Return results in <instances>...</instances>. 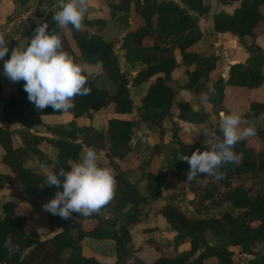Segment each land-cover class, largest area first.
I'll return each mask as SVG.
<instances>
[{"label":"trees","instance_id":"trees-1","mask_svg":"<svg viewBox=\"0 0 264 264\" xmlns=\"http://www.w3.org/2000/svg\"><path fill=\"white\" fill-rule=\"evenodd\" d=\"M179 1L182 5L174 0H106L108 8L123 13L131 10L139 19L136 25L124 21V32L119 44L125 60L144 63L132 76L119 68L114 42L87 30L86 25L96 20L85 17L80 31L71 25L66 30L49 25L48 31L61 37L64 51L76 62L96 65L98 61L101 62V71L111 82L108 91L87 79L86 86L91 89L90 94L77 95L74 98L75 107L67 112L53 111L50 106L36 109L27 98L23 80L16 83V93L9 92L3 96L0 87V122H20L24 127L18 134L20 143H17L11 131L0 126V161L8 169L7 172H0V188L7 185L8 194L13 197L0 204V264H237L232 245H237L242 253L252 254L241 264H264V252L256 251L258 245L264 248V102L255 99L248 100L247 109L241 112V116L247 127L252 118L260 115L262 124L254 127L256 134L252 136L259 142L249 143V137L236 144L234 151L242 153L243 158L239 163L221 166L220 171L225 173L222 180L198 175L199 180L191 187L192 196L186 200L190 213L170 202L156 206L154 212L163 216L165 228L172 232L168 242L161 243L152 237L146 238L137 247L130 242L131 227L146 213L140 208L141 204L147 199L159 197L160 185L166 178L163 170L152 168L153 157L157 156V144H153L151 152L147 154L140 178L130 180L118 168L113 158L120 159L132 151L131 137L135 127L141 122L161 129L177 87L200 95L208 92L209 84L214 85L216 95L210 96L206 103L207 109L200 102L196 108L185 100L178 104V118L198 123L205 121L209 112L224 110L227 114L222 103L227 86L255 89L263 84L261 67L251 64L248 55L261 49L254 40L253 28L264 19L260 9L264 0H239L231 12L218 11L212 14V29L235 35L238 44L247 53L242 60H233L228 64L225 79L213 56L199 55L190 49L202 31L197 16L190 14L188 9L196 11L198 15H206L208 2ZM7 47L9 53L4 59L10 58L13 48H18L15 40H9ZM173 48L179 50L180 62L187 73L186 81L178 86L172 77L174 67L178 66ZM191 63L193 67L187 70V65ZM145 80L148 83L134 107L135 117L107 118L104 130L76 121L88 110L109 105L114 112H130L133 104L129 86ZM43 116H62L65 121L49 126V135L31 132L29 127L41 122ZM77 133H81L79 140H76ZM171 134L175 135L174 130ZM217 139H222L221 132L212 143ZM39 140L55 147L59 171L61 168L70 170L69 160L77 158L82 146L85 149L94 148L97 153L103 151L106 162L99 161V164L112 168L116 180L115 195L110 203L99 213L87 217L72 213L68 220L45 211L39 230L26 229V216L17 209L16 199L25 200L34 206L38 204L39 198H46L48 202L57 190L62 191V187H40L46 173H37L24 165L29 153L40 151L37 147ZM174 140L185 157L197 149L208 150L209 146V143L181 142L176 136ZM173 165L177 170H189L187 162L176 157ZM140 179L144 180L146 194L137 188L136 183ZM225 202L231 205L232 210L223 208L212 212L215 206ZM88 220H91V225L84 227ZM43 226L49 230L47 235L41 230ZM156 227L154 225L143 230L151 231ZM205 231H210L219 241L209 243ZM8 235L12 236L13 244L18 245L19 249L11 256L4 247ZM85 236L112 241L113 257L104 260L84 253L81 242ZM185 241L188 247L181 252L178 245ZM64 251H67L66 256L62 255ZM207 258H211L212 262L205 263Z\"/></svg>","mask_w":264,"mask_h":264},{"label":"clouds","instance_id":"clouds-1","mask_svg":"<svg viewBox=\"0 0 264 264\" xmlns=\"http://www.w3.org/2000/svg\"><path fill=\"white\" fill-rule=\"evenodd\" d=\"M88 4L89 0H59V10L53 12L52 20L59 28L71 25L80 31ZM48 28L47 22L38 24L27 46L13 48L8 59H4L9 53L8 41L0 34V60L4 61L3 73L10 81H24V91L36 109L50 106L53 111L67 112L75 107L77 95L90 94L91 89L86 84L91 74L87 73L86 63L76 62L63 50L61 37L50 33ZM97 68H102L99 61ZM215 95L214 85L209 84L208 92L200 94V103H208L210 96ZM241 123L240 113H221L219 130L222 139L215 143L209 141L208 150L197 149L190 156L181 157L189 165L187 180L200 174L222 180L225 173L220 171L221 166L242 160L243 154L235 152V146L239 141L255 136L256 129L251 125L241 128ZM44 186L62 187V191L57 190L54 197L43 205V210L68 220L72 213L85 217L99 213L114 198L116 180L114 171L100 166L96 150L89 147L78 162L71 164L70 170L61 168L59 173L47 171L40 187ZM4 247L9 256L19 250L11 235L5 238Z\"/></svg>","mask_w":264,"mask_h":264},{"label":"rangeland","instance_id":"rangeland-1","mask_svg":"<svg viewBox=\"0 0 264 264\" xmlns=\"http://www.w3.org/2000/svg\"><path fill=\"white\" fill-rule=\"evenodd\" d=\"M98 5L105 7L107 9L105 12H107V17L110 19L109 23L106 24L103 19L101 23H99V20L97 19L96 21H93L92 24L86 25V28L89 32L97 33L99 34L103 39L105 40H112L115 44V49H116V54H119L120 52V37L124 32V21L130 22V24L136 25L138 24V17H136L132 11L130 10L127 13H123L120 10L117 9H110L108 8L105 3L106 0H96ZM14 7H13V14L16 15L20 20H23L20 22V25L26 27L32 28V30L28 33H30L31 36L34 34V30L36 27V24L33 23V18L40 19L41 22H47L48 25H56L55 22L52 20V15L53 12L59 10L58 9V3L59 0H14ZM94 6V4H93ZM263 9V7H262ZM30 10L29 14L24 15L22 14L23 11ZM87 13V12H86ZM11 16H7L6 20L2 21L0 24H13L9 22V18ZM86 17V14H85ZM30 21V25H29ZM18 29V28H17ZM66 30V28H64ZM109 30V31H107ZM12 32V33H11ZM11 32L7 31L6 36L9 40H11L12 36H14L15 40H19L21 37H26L27 31L26 32H21L19 30L14 29L13 27L11 28ZM11 33V34H10ZM25 39V38H24ZM27 39H25L26 41ZM30 40V39H28ZM25 46V44H24ZM263 48L261 49H256L254 52H251L250 55H248V60L251 64H256L261 67V70L264 75V53L262 52ZM207 53L204 55L211 56L214 54V48H209ZM245 55H247L246 52H244ZM203 55V53H201ZM226 53L224 54H218V56L222 59L225 57ZM251 57L253 60H251ZM127 73V72H126ZM129 76V73H127ZM264 77V76H263ZM88 78H90V75H88ZM17 83V82H16ZM15 83V84H16ZM13 84V82H12ZM98 87H103L107 90L111 89V82L109 79L106 77L105 74H103L101 77L97 78V84ZM10 86V85H9ZM7 86V94H8V89L10 88ZM178 89V88H177ZM264 90V79H263V84L261 87H259V94ZM130 93V92H129ZM137 93L135 90L132 92V95H135ZM246 91H241L238 96V99L236 96L232 99H228V101L225 103V111L226 113H231V112H238L241 114V112H244V110L247 109L248 106V100L249 96L246 95ZM185 97H188L187 94H185ZM236 98V99H235ZM181 98L180 97H173L172 103L176 104L178 107V104L180 103ZM190 102L194 108H196L197 104L200 102V95L194 93L193 98H189L187 100ZM221 113H225L224 110H219L217 113L212 115V117L209 119H206L203 123L204 125H197V126H185L177 124L175 121L171 120L170 115L166 116L163 120V127L165 130L167 129H172L175 135L168 133L167 135V140L166 143H163V134L161 135H155L153 136V139L150 140V145L146 142L144 139L142 141L143 146L141 150L139 149L138 157L141 156L138 159H131L130 163H125L122 164L123 169H120L119 166L118 168L123 171L129 179L134 180L140 178L141 175V168L144 166L145 159L147 157V154L151 152L152 150V145L157 144V154L158 156L153 157L154 163H152V168L153 169H158V170H164V172L169 176V180H173L172 182H166L164 181L162 183L163 185V196L160 198V201H156L159 203H155V200L153 199H147L145 203L141 204V209L146 210V213L142 215L140 218V221L137 222L135 225H133L131 228L132 231V240H131V235H130V242L132 246L137 247L142 241H144L146 238L142 239L143 237H152L155 238L157 241L161 243L168 242L171 238V230H168L165 228V221L163 216L160 214V217H157L153 211L155 210L156 206H159L165 202H170L173 203L180 208L186 210L187 212H191L190 207L187 204V196L189 194L192 196V191L191 187L192 185L198 181V176L194 179L187 180V172L188 171H183V170H177L174 165V157L176 154V142L174 140V136H176L181 142H200V143H209V141H214L215 137L217 134L220 132L219 130V123H220V115ZM260 116V115H259ZM259 116H256V118H252L250 121V125L255 127L256 125L262 124V121ZM84 117H87L85 119ZM43 121H41L40 124H32L31 127H29L32 131L36 133H47L48 135L50 134L49 126L56 122H64L65 119L60 118L59 116L56 118H48V116L42 118ZM84 121H89V123H93L96 127L100 128L99 126L101 125V121L103 120V116L99 112H90L86 113L82 117ZM82 119H78L77 122L78 124L83 123ZM0 125L7 127L11 133L13 140L15 142L20 143L19 140V132L24 128L23 125L18 122V123H2L0 122ZM182 128V132L177 129ZM241 128L246 127L245 121L242 120V123L240 125ZM162 129V127H161ZM161 129H155L159 132H162ZM186 133V134H185ZM160 134V133H159ZM214 134V135H213ZM81 138V133L76 134V140H79ZM259 140L255 137H251L249 139V143H258ZM37 147L39 148V152L35 153H29L28 156L24 160V165L29 167L30 169L34 170L37 173H46L47 171L53 170L54 173H58L59 171V165L56 162L55 159V147L52 146L50 143H47L44 140H39L37 142ZM86 149L84 146H82L79 151H78V156L74 160H69V164L73 162H78L81 157L83 156L84 152ZM99 154V153H98ZM0 157H1V150H0ZM99 160L106 162L104 155H98ZM115 161V160H114ZM116 162V161H115ZM117 163V162H116ZM43 165V167H42ZM118 165V163H117ZM112 169V168H111ZM178 172V177L173 176V171ZM8 169L1 163L0 161V172H5ZM113 170V169H112ZM180 173V174H179ZM177 177V178H176ZM143 187V186H142ZM141 187V190H143ZM5 189L8 188L7 185L4 186ZM145 189V187H143ZM146 192V190H145ZM147 193V192H146ZM1 194V193H0ZM2 197L0 196V200ZM159 200V199H158ZM174 201V202H171ZM47 203L46 198H39L38 199V204L37 205H30L27 203L25 200H21L17 198V209L23 213L26 216V221H25V227L26 229H40V222L43 223L44 219V214L46 213L43 210V205ZM1 204V203H0ZM223 208H227L229 210H232L231 205L229 203L225 202L221 205L215 206L212 209V212H218L222 210ZM1 212V210H0ZM143 216H146L143 217ZM164 221V222H163ZM154 222V223H153ZM152 224H159V227H156V229L152 230L151 232H144L142 228L144 226H149ZM91 225V220H88L87 222L84 223V227L90 226ZM158 226V225H157ZM42 231L43 234L47 235L49 233V230L47 229L46 226H43ZM142 230V231H141ZM148 237V238H149ZM205 237L209 243H217L219 240L218 238L214 237L210 231H205ZM88 239L89 241H87ZM82 244V250L84 253H90L97 257L98 259H110L114 255V250H113V244L112 241H108L105 239H96L92 238L89 236H85L81 242ZM188 247L187 241L181 243L178 245V250L181 252L186 251ZM231 248L234 250V259L237 261V264H241L244 262L246 259L252 257V254H245L240 252L238 249L239 247L237 245H232ZM256 251L264 252V248L260 245L257 246ZM67 251H64L62 253L63 256H66ZM110 257V258H109ZM150 258V257H148ZM212 259L207 258L205 259V263H211Z\"/></svg>","mask_w":264,"mask_h":264},{"label":"crops","instance_id":"crops-1","mask_svg":"<svg viewBox=\"0 0 264 264\" xmlns=\"http://www.w3.org/2000/svg\"><path fill=\"white\" fill-rule=\"evenodd\" d=\"M174 1H176L180 5H182V3L179 0H174ZM206 1L209 4V8L207 10L206 15H198L196 11L188 9L190 14L197 16L198 24H199L200 29L202 31L200 38L190 46V49L194 50L199 55H202L201 53H203V55H204L207 53L206 51L209 48L213 47L214 48V54H212L211 56H213L215 58V61L220 66V73H221L222 77L225 79L227 77L228 64L233 60H237V59L242 60L247 55H245V53H244L245 52L244 47H242L240 44H238V41H237V38L235 35L231 34L228 31L217 32V31L212 29V14L215 12H218V11L231 12L232 9L238 4L239 0H227V1L206 0ZM93 4H94V6H93ZM14 5H15L14 0H0V23H2V21L6 20L7 16H11L8 21L13 23V24H8L6 26H5V24H0V34L4 35L6 41H9V39H10V38L9 39L7 38L6 32L7 31L11 32L12 27L16 30L21 31V32H26L25 27L20 25V22H22L23 20H20L18 17H16L15 14H13ZM262 7H263V9H262ZM260 9L264 15V2L261 5ZM106 10L107 9H105V7L98 5L96 0H89L86 18H91L94 20L103 19L105 21V23L108 24L110 19L107 17V12H105ZM29 12H30V10H26V11H23L22 14L27 15V14H29ZM36 19L37 18H35V17L33 18L34 22ZM103 20H99V23H101ZM39 21H40V23H42L41 18L39 19ZM53 26H57V25H53ZM107 31H109V30H107ZM253 31L255 33V37H254L255 42L260 47H262L263 51H264V19L258 21L256 26L253 28ZM31 37L32 36L30 35V33L27 32V35L24 38L28 40V39H31ZM24 38L21 37L19 40H15L14 36H12L11 40L16 41L18 48H23L24 44L27 41V40L25 41ZM119 50H120V52H118L119 54H116L119 68L121 70H124L125 72L129 73V76H132L139 68H141L144 65V63L139 61V60H132V61L125 60V58L123 57L122 48H120ZM115 52H116V49H115ZM219 53L220 54L226 53V55H225V57H223L221 59L218 56ZM173 56H174L175 61H176L178 66L174 67V69L172 71V77H173L174 81H176L177 86H178V85L183 84L186 81L187 73L184 69V65H182L180 62L179 50L177 48H173ZM86 65H87V73L91 74L90 78H87V79H91L94 81L95 84H97V78L101 77L104 73H102L101 69L97 68L96 64L86 63ZM193 65H194L193 63H191L190 65H187V67H186L187 70H190L193 67ZM3 68H4V61L0 60V87L2 89L3 96L7 95V86H9V85H10L9 86L10 88L8 89V93L9 92L16 93L17 92L16 91V84L14 82L12 84V81H10L4 75ZM147 83H148V81L145 80V81H142L140 83L132 84L129 86V92H130L129 95L132 99V104H133V108L130 112H125V113L114 112L112 110L111 105L99 108L98 110H88L87 113L99 112L103 116V120L101 121V123H100L101 125L99 126L100 128L96 127L93 123H89V121L88 122L84 121L82 119L83 116L78 118V119H82L83 123H85L87 125H91L92 127H94L97 130H104L105 122H106L107 118H110V117H118V118L135 117L136 112H135L134 107L138 104L139 97L144 94ZM177 88L178 89L176 90L174 97H180L181 100H185V101H187L190 97L193 98V94H194L193 92L189 91L186 88H182V87H177ZM134 90L137 93H135V95H132V92ZM108 91H110V90H108ZM241 91H246L247 92L246 95L247 96L250 95V97H251L249 99H252V100L255 99V100H260V101L264 102L263 91L260 92V94H259V92H257V91H259V88L247 89V88L239 87V86H227L225 89V96L223 97V100H222L223 105L226 106L225 103L231 97L233 99L234 96H236V98L238 99V96L240 95L239 93ZM248 93H249V95H248ZM185 94H187L188 97H185ZM191 106L194 108V106L192 104H191ZM204 108L207 109L208 106L206 104H204ZM176 114H177V105L175 103L174 104L172 103V105L168 111V115H170L172 121H175L180 126L183 125V127H185V126H197V125H204L205 124V123H203L204 121L198 122V123H193V122H189L186 120H182V119L178 118L176 116ZM214 114L215 113H213V112H209L207 115V118L209 116V119H210L212 117V115H214ZM44 117L45 116H43V118ZM48 118H55V116H48ZM60 118H62V116H60ZM84 118L87 119V117H84ZM78 119H76V121ZM41 121H43V119H41ZM2 123L7 124L9 122L2 121ZM40 123L41 122L34 123V124H40ZM163 123L164 122H162V129H161L162 132L155 130V129H159L157 126H147L145 124H142L141 122L135 127L134 132H133L132 137H131V145L133 146L132 151L128 152L125 156H123L120 159H118L116 157L113 158L118 163V166L120 169H123V166H121L120 161L122 162V164H125V163L128 164V163H130L131 159H138L141 157V156L138 157V153H139V149L141 150V148L143 146L142 141L144 139L150 145V140L153 139L154 134L157 136V135H161V133H162L163 134V136H162L163 141L162 142L166 143L167 135H168V133H170V134L172 133V129L165 130L163 127ZM0 126L4 127L2 125H0ZM178 130L180 131V133L185 132V131H182V128H180V127L177 129V132H178ZM174 131H175V129H174ZM32 132H34V131H32ZM34 133H36V132H34ZM38 134L48 135L47 133L43 134L41 132ZM98 153H97L98 155H102V156L104 155L103 151H99ZM99 161H101V160H99ZM102 162H104V161H102ZM5 172H7V171H5ZM173 172H174L173 176L178 175V172H176V170ZM165 181L166 182H168V181L172 182L173 180H169V176L166 174ZM136 185H137V188L139 189L140 192H142L143 194H146L145 189L143 188L144 187V180H142V179L138 180ZM141 187L143 190H141ZM0 193H1L0 196L2 197V199L0 200V203L6 199H13V197H11L8 194V188L5 189L4 186L0 188ZM162 196H163V185L161 184L159 197L156 199H153V200H155V203H159L156 201H160V198H162ZM190 197H191V195L189 194V196H187V198H190ZM171 202H174V201H171ZM0 214H1V212H0ZM153 215L160 217L159 213H155ZM143 217L146 218V216H143ZM154 225H156V226L158 225L157 227L160 228L159 224H152V225L150 224L149 226H144V228L154 226ZM144 228H142V230ZM131 229H130V235H131V240H132ZM151 231H144V232H151ZM148 237H143L142 239L148 238ZM83 238H82V240H83ZM86 240L89 241L88 239H86Z\"/></svg>","mask_w":264,"mask_h":264},{"label":"water","instance_id":"water-1","mask_svg":"<svg viewBox=\"0 0 264 264\" xmlns=\"http://www.w3.org/2000/svg\"><path fill=\"white\" fill-rule=\"evenodd\" d=\"M35 24H36V26H37L38 24H40L39 19H36V20H35ZM182 156H183V155H182V153H181L180 150H179V146H178V144H176V155H175V157H176L177 159H181Z\"/></svg>","mask_w":264,"mask_h":264},{"label":"built area","instance_id":"built-area-1","mask_svg":"<svg viewBox=\"0 0 264 264\" xmlns=\"http://www.w3.org/2000/svg\"><path fill=\"white\" fill-rule=\"evenodd\" d=\"M33 23L35 24L34 20ZM29 25H30V21H29ZM32 29L28 27V25L25 27V31L30 32Z\"/></svg>","mask_w":264,"mask_h":264}]
</instances>
